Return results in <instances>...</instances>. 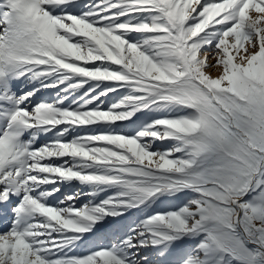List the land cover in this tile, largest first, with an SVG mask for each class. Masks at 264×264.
I'll return each mask as SVG.
<instances>
[{"label":"snow or ice","instance_id":"snow-or-ice-1","mask_svg":"<svg viewBox=\"0 0 264 264\" xmlns=\"http://www.w3.org/2000/svg\"><path fill=\"white\" fill-rule=\"evenodd\" d=\"M73 7L0 0V264H147L127 249L185 236L198 240L180 264H264V0H88L78 15ZM21 78L62 91L97 83L83 103L61 107L63 97L33 103L37 89L19 91ZM100 82L112 86L95 91ZM118 88L128 91L101 107ZM168 105L186 114L134 135L69 131ZM57 126L66 127L38 141ZM153 140L174 143L153 151ZM58 180L120 191L95 205L45 203L59 189H37ZM183 189L196 196L143 220L120 254H66L104 216Z\"/></svg>","mask_w":264,"mask_h":264},{"label":"rangeland","instance_id":"rangeland-1","mask_svg":"<svg viewBox=\"0 0 264 264\" xmlns=\"http://www.w3.org/2000/svg\"><path fill=\"white\" fill-rule=\"evenodd\" d=\"M69 2L76 5V7L66 9V11H71L72 14L78 15L81 11L87 10L85 4L88 3V0H69ZM137 38H139V35H137ZM51 79L52 78H48L44 83H50ZM95 83L97 82L89 81L81 89L73 90L69 88L67 91H62V89L66 88V84H60L56 88H47L41 87V81L39 80L29 81L26 78H21V80L17 82L19 91L30 90L33 88L37 89L32 98L33 103L40 101L53 102L63 97L62 103L58 105L61 107H75L77 104L83 103V93ZM111 86L112 84L110 82H100V87L95 89V91H100L105 87ZM127 91L128 89L126 88H118L116 92H109L107 96L101 97L103 103L100 106L108 107L110 104L117 102ZM184 114H186V110L175 105L149 106L148 108L135 112L131 118L125 121H119L112 125L74 127L75 129L71 128L69 131L73 135H80L85 132L95 133L109 130L125 135H134L153 120ZM59 127L66 126H57V129H53L51 133H40L37 137L38 141L44 143L49 139H54L55 133L58 131ZM64 138L67 139L70 137L66 136ZM144 139L148 140L150 138ZM173 143L174 141L170 140H153L150 145V150L163 151L170 148ZM50 162L60 163L59 160L55 159ZM90 170L91 169H89V171ZM52 188H58L59 191L53 192L51 196L47 197L45 203L59 207H64L69 204L75 207H79L83 204H99L101 201L120 191L117 186L92 185L78 182L76 180H58L56 184L41 186V188L37 189V192ZM68 195L75 196V200L70 201L64 199ZM194 196H196V193L189 189H183L173 193L164 192L149 198L139 206L124 209L121 215L104 216L92 226L89 233L81 235L80 240L76 241L74 245L69 246L66 250V254L86 255L99 248L113 247H115L118 254H120L123 248L120 242L123 241L126 236L130 235L133 230H136L137 226H139L143 220L155 213L177 210ZM61 200H63V203H60ZM37 219L42 218L37 217ZM4 220L5 218L0 215V226L3 225ZM7 222L10 225L11 221L8 220ZM197 240L198 237L185 236L179 240L172 241L170 244L163 243L158 245L156 248L149 246L148 248L140 249L139 251L134 249H127V251L134 253L137 259L141 256H147V264H180V261L192 251L193 245ZM161 250H164L163 255L159 254ZM141 264H145V262L141 261Z\"/></svg>","mask_w":264,"mask_h":264},{"label":"bare ground","instance_id":"bare-ground-1","mask_svg":"<svg viewBox=\"0 0 264 264\" xmlns=\"http://www.w3.org/2000/svg\"><path fill=\"white\" fill-rule=\"evenodd\" d=\"M80 1H81V0H80ZM84 1H85V0H84ZM76 3H77V2H76ZM81 4H82V3H81ZM81 4H80V5H81ZM136 117H137V116H136ZM141 122H142V121H141ZM70 129H71V128H70ZM74 129H75V128H74ZM146 138H147V137H146ZM75 193H76V192H75ZM77 195H78V194H77Z\"/></svg>","mask_w":264,"mask_h":264}]
</instances>
